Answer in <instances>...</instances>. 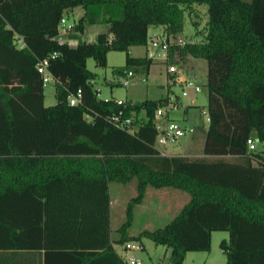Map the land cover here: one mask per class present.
I'll list each match as a JSON object with an SVG mask.
<instances>
[{
    "label": "trees",
    "instance_id": "obj_1",
    "mask_svg": "<svg viewBox=\"0 0 264 264\" xmlns=\"http://www.w3.org/2000/svg\"><path fill=\"white\" fill-rule=\"evenodd\" d=\"M193 3L207 4L208 19L201 32L193 18L203 38L185 51L207 61L209 120L202 154H164L153 121L164 98L128 104L126 114L138 121L144 110L147 119L135 131L118 127L109 115L119 105L98 96L84 60L104 67L115 49L125 51L115 73L147 67L152 59L129 47L146 44L150 25L179 33L185 10L198 16ZM76 6L83 13L72 36L85 22L108 23L91 41L78 37V53L53 38ZM54 49L52 72L64 59L82 66L79 79L61 77L56 102L45 105L36 63ZM78 87L83 103L70 104ZM250 136L263 142L260 150L248 148ZM133 178L136 193L112 239L109 182ZM148 185L190 197L164 225L129 236ZM212 230L228 231L219 241L225 264H264V0H0V264H127L114 244L128 236L165 245L170 263L182 264L188 250L210 249Z\"/></svg>",
    "mask_w": 264,
    "mask_h": 264
},
{
    "label": "rangeland",
    "instance_id": "obj_2",
    "mask_svg": "<svg viewBox=\"0 0 264 264\" xmlns=\"http://www.w3.org/2000/svg\"><path fill=\"white\" fill-rule=\"evenodd\" d=\"M192 6L195 8L198 16H192L187 10L184 11L183 28L179 32V36L186 38L188 41H200L203 38V34L196 32V27L192 21L193 18L196 19L199 22L198 29L200 31L203 30L208 19V8L206 3H193ZM78 7L81 9H68L65 11L68 20L77 21L80 12H83V8L81 6ZM84 25V29L82 32L78 33V37L87 41L88 38L108 29V23L106 22H85ZM152 30L153 29L148 28L149 33H151ZM157 30L161 31L162 34L165 33V30H162L160 27L157 28ZM16 44L21 45L22 42L19 39H16ZM144 51V45H132L129 53L133 56H140L141 54H144ZM155 55L156 57L149 64V71H147L146 66H139L137 68L132 67L134 76L127 86L110 84L115 77L113 67H119L125 63V51L115 49L109 50L106 54L107 63L104 67L97 66L92 56H86L84 63L86 68L95 73V84L100 88V97L107 98L112 96L135 103L145 98H159L166 92V61L160 58L162 57L161 54H159V56L157 54ZM72 63L75 62L72 61ZM81 66L80 60H77V63L71 65L73 71L77 70L79 72ZM187 67L188 72L195 74L196 80L201 85V89L199 91H193L190 89L189 94L180 95V108L171 110L170 114L181 124L199 125V127L196 128L197 131L195 133L198 131L204 132L203 128H206L208 125V122L205 120L208 94L206 86L207 61L203 57L188 54ZM43 89L46 93L44 104H54L57 100L54 84L47 83ZM173 89L177 94L180 93L178 87L173 86ZM191 99H193V102ZM185 108L186 110H184ZM139 115L144 117V110H141ZM256 143V150H260L263 147V142L257 140ZM158 145L159 148L161 147V150L164 148L166 153L188 151L192 154L190 156H195L196 153L201 151L200 138L193 140V137L190 135L181 137L178 142H168L165 147L160 144ZM147 187V191L145 190L146 205L136 204L133 208V221L129 229H135L137 233L143 229H153L164 225L179 211L181 203L189 199V193L183 189L170 186L153 187L152 185H148ZM110 192L112 198L110 228L112 239H115L119 235L117 228L125 219L127 202L129 198L136 193V179L133 178L127 183L112 181L110 182ZM155 197L157 198V201ZM154 205L160 208L159 212L150 209ZM132 235L130 234L129 236ZM129 236L126 240H131ZM224 237H228L227 230H212L210 249L188 250L182 264H225L226 255L219 246V241ZM143 241L147 245L148 250L144 247L134 248L133 254L135 256L141 257L145 264H151L158 257L160 259L165 258L166 264L170 263L169 253L167 256H164L165 246L158 245L155 247L154 242L147 237H143ZM116 248L122 251L120 245L116 244Z\"/></svg>",
    "mask_w": 264,
    "mask_h": 264
},
{
    "label": "built area",
    "instance_id": "obj_3",
    "mask_svg": "<svg viewBox=\"0 0 264 264\" xmlns=\"http://www.w3.org/2000/svg\"><path fill=\"white\" fill-rule=\"evenodd\" d=\"M75 24L76 21L68 20L64 14L60 17L58 21L57 33L53 37L58 44H65L68 41V34L74 30ZM20 39L21 38H19V40ZM187 43L188 40L182 36L172 34L168 35L166 33L162 34L161 32L159 34H148L147 42L145 44L146 55L148 57L152 58L153 56L156 57L155 54L158 56L161 54L163 59L166 61L165 72L167 76V89L164 95H162L164 98L162 103L156 106L153 113V121L156 130L154 144L161 153H166V151L164 148L161 150V147L159 148L158 144L165 147L168 142H178L181 137L186 135L193 136L197 131L196 125L181 124L170 114L171 110L180 108V95L189 94L190 89L193 91H199L201 89V85L196 80L195 74L188 72L187 55L189 53L185 51ZM171 46L173 49L170 55L169 51ZM59 55L60 51L54 49L36 63V68L41 75L43 85L50 81H54L52 72L49 68V63L51 58H55ZM115 74L117 82L121 85L127 86L134 76V71L132 68H128L125 71L116 72ZM88 82L97 88V94L99 96L100 89L95 84L94 78L88 79ZM173 86L180 89L179 94L174 91ZM109 98H112L113 101L119 105L117 110L109 115V119L114 125L127 128L129 131H135L137 127L143 123L145 119H147V116L144 114V117L142 115H138L137 119L139 120L135 121L136 116L134 115V112H132V114H126V106L128 104H133V102L122 98ZM67 99L70 104L83 103L82 87H78L74 91H70L67 94ZM191 101L193 102V99H191ZM184 110H186V108ZM205 114V120L208 121V112ZM256 141L257 140L252 136L247 138V144L250 150L256 149ZM118 245L122 248L120 253L127 264H145L142 258L133 254L134 248H143L140 240H126ZM151 264H166V260L165 258L154 260Z\"/></svg>",
    "mask_w": 264,
    "mask_h": 264
},
{
    "label": "crops",
    "instance_id": "obj_4",
    "mask_svg": "<svg viewBox=\"0 0 264 264\" xmlns=\"http://www.w3.org/2000/svg\"><path fill=\"white\" fill-rule=\"evenodd\" d=\"M77 8H79L78 6H76V7H72V8H69V10H71V9H77ZM81 8H79L78 10H80ZM68 10V9H67ZM66 11V10H65ZM65 11H64V15L66 16V14H65ZM83 12H80V15L82 14ZM66 17H68V16H66ZM85 26V25H84ZM162 28V30L164 29V26L163 25H161V24H159V26H157V25H150L149 26V29L151 28V29H153L152 30V32L151 33H149L148 32V34L149 35H152V34H159V33H161V31H159V30H157V28ZM70 33H74V31H71ZM68 34V41L65 43L66 44V46H67V49H69V51H71V50H73V51H75V53H78L77 52V46H78V38L77 37H75V36H72L71 34ZM75 33H79L78 31H76ZM176 35H179V33L178 34H176ZM94 37L95 36H93V37H90V38H88V41L90 40H93L94 39ZM20 41L22 42V44L21 45H23V41L20 39ZM131 48H132V46H130L129 47V50L131 51ZM144 48H145V51H144V54H141L140 56H143V55H145L146 54V46H145V44H144ZM63 57V56H62ZM61 57V58H62ZM155 58V56H153L151 59L153 60ZM160 58H162L163 59V57H160ZM65 61H66V59H64V63H56L55 65H54V68H55V70H56V72L54 73V72H52V76H53V78H54V81H50V82H48V83H53L54 84V86H55V90H56V83H58V82H60L61 81V77L62 78H66V77H70V78H72V80H77V79H79L80 78V73L79 72H75V71H73L72 69H71V67L68 65L69 63H65ZM146 69H147V71H149V65L146 67ZM95 80V79H94ZM47 84V83H46ZM45 84V85H46ZM111 85H113V84H119L118 82H117V77H116V74H115V77H114V79H113V81L110 83ZM45 85H43V88H44V86ZM100 89V88H99ZM44 90V89H43ZM100 94V93H99ZM45 95H46V93L43 91V101L45 100ZM99 97H100V95H99ZM110 97H112V96H110ZM102 98H104V97H102ZM106 98V97H105ZM107 98H109V97H107ZM113 98H116V97H113ZM204 130H205V127L203 128ZM202 135V136H201ZM200 136V137H199ZM193 140H197L198 138H200V148H201V151H199L198 153H196V155H200V154H202V147H203V141H204V132H197V133H195L193 136ZM179 152V151H178ZM180 154H185V155H192L190 152H188V151H182V152H179ZM164 154H176V153H174V152H172V153H164ZM110 182H112V181H110ZM110 182H109V193H110V212H111V206H112V198H111V192H110ZM147 188L148 187H146V191H147ZM189 197H190V195H189ZM155 199H156V201H157V198L155 197ZM145 200V196H144V198H143V200L140 202V203H138V204H143V205H146V200ZM144 202V203H143ZM185 202H187L186 200L184 201V202H182L181 203V205H180V207H182L184 204H185ZM151 210H156V212H159L160 211V208L159 207H157L156 205H154V206H152L151 208H150ZM128 231H129V233L132 235V234H136L137 232L135 231V229H128ZM144 237V236H143ZM143 237L141 238V240H142V243H143V245H144V248L145 249H147L148 250V248H147V245L144 243V241H143ZM225 238V237H224ZM228 238V237H227ZM155 244V243H154ZM158 245H163V244H155L154 246L156 247V246H158ZM114 246L116 247V245L114 244ZM163 246H165V245H163ZM117 249V251L119 252V254H120V250L118 249V248H116ZM170 252V248H168V247H164V254H168L169 252ZM148 253H149V251H148ZM141 258V257H140ZM160 258L158 257L157 259H155V260H159Z\"/></svg>",
    "mask_w": 264,
    "mask_h": 264
}]
</instances>
